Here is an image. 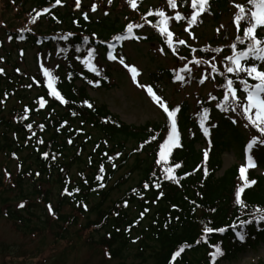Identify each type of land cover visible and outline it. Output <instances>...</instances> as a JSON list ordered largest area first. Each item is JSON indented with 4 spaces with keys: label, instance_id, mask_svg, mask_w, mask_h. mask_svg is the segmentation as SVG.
<instances>
[{
    "label": "trees",
    "instance_id": "obj_1",
    "mask_svg": "<svg viewBox=\"0 0 264 264\" xmlns=\"http://www.w3.org/2000/svg\"><path fill=\"white\" fill-rule=\"evenodd\" d=\"M93 2L103 4L106 0H89L88 5H93ZM141 3V0H137L138 6ZM228 3V0H212L204 22H217L228 10ZM0 4L5 10L13 9L31 15L35 21L33 25L37 27L43 22L47 24L45 29L33 30L31 23V27L26 25L7 29L6 35L13 37L12 42L24 43L38 50L45 48L47 53L56 49V57L64 69L50 70L57 77L58 90L68 101L67 104H61L47 95L48 89L40 67L33 74L17 68L0 74V153L6 154L10 160L24 154L21 170L9 182L10 186L5 185L0 190L4 193V190L15 188L18 190L16 199H23L24 207L17 211L11 212L10 206L4 207L10 220L21 224L20 227L26 232L44 229V225L49 222L45 212L37 218L42 228L37 224L30 227L31 217L37 204L44 207L51 205L50 190L44 191L42 187L54 183L57 185L58 199L50 216L66 226L75 222L76 215L86 217L87 230L98 235L96 245H93L104 249L106 255L117 262L115 264L231 263L239 254L253 251L264 242V219H258L264 215V177L255 172L246 174L256 184L245 188L241 194V200L246 205L244 208L235 203V192L243 187V181L237 179L236 167L218 175L224 153L218 135L213 136L207 150L196 148L197 144L204 143L197 122L204 113L202 108V113L197 115L191 113L188 105L165 101L170 108H180L177 125L181 147L173 149L168 163V166L181 164L180 168L174 169L177 182L165 179L163 163L156 164L159 146L167 138L169 130L166 120L128 125L106 106L88 96L87 88L97 90L113 87L108 70L99 71V76L88 73L83 61L89 49L95 55L99 51L104 52L107 43L116 42L117 35L126 34L127 24H141L134 15L125 13L123 19L120 15L113 16L107 11L101 13L98 9L89 13L86 12L88 6L83 5L82 0L80 8L66 5L64 0H61L60 6L56 5V0H0ZM186 4L187 0H177V6L182 9H186ZM125 5L128 6L122 3L127 8ZM67 6L76 12H71ZM45 7L50 8V11L37 16ZM136 11L143 16L146 10L141 8ZM85 13L87 20L84 19ZM149 18L143 25V31V27L133 29V35L140 39L129 38L123 42L157 45L159 50H165L162 55H173L179 65L171 70L159 67L152 71L147 82L153 91L163 94L161 81L172 84L177 81V74L185 76L180 83L188 84H201L200 74L209 82H221L226 78V66H214L216 71H213V66L206 63L210 54L202 49L196 50L199 63L193 65L194 70L187 73L186 69H180L185 61L182 57L186 58L183 54L195 50L176 46L177 49L173 47L176 55L172 54L166 37L154 27L158 18ZM179 22L183 21H177L176 24ZM241 24L237 36L242 35L246 22L242 21ZM68 33L73 35L63 39ZM85 36L88 37V43H84ZM259 37L264 38V34ZM221 39L227 37L222 36ZM117 54L124 57L120 47H117ZM89 80L93 83H89ZM162 94L160 97L164 99ZM41 97L47 101L43 108L39 106ZM10 101L13 103L7 106ZM85 101L92 107L89 108ZM225 102L223 108L231 103L230 99ZM199 104L208 109L209 119L215 118V113L220 115L216 122L219 127L226 126V115L235 113L222 111V108L218 113L216 109H209L203 100ZM195 107L198 112L200 107ZM25 108L28 109L26 114ZM193 115H196V121L192 119ZM28 124L32 125L31 129L27 127ZM153 136L155 139H152ZM205 151L208 152L206 160ZM43 153L49 155L44 157ZM255 153L259 162L260 157H264L263 147H259ZM128 163L130 166L127 168ZM125 168V172H122ZM119 172L122 173L118 175ZM135 172L139 176L136 185L128 188L117 201H111L112 192L124 185ZM98 176L102 179H97ZM28 177L32 185L25 186ZM156 183H160L159 189L155 187ZM31 188L33 193L30 192ZM65 188L79 191H72V195H68L65 194ZM161 191L164 195L157 199ZM32 199L35 202H31ZM1 203L6 202L3 200ZM64 208H69L71 214H62ZM206 226L213 229L223 227L226 231L222 234L217 231L208 233L205 241L203 229ZM256 229L259 231L253 234ZM238 233L244 235L241 241L235 238L239 236ZM217 245L222 254L213 258L211 253ZM181 247L184 251L173 261L172 254Z\"/></svg>",
    "mask_w": 264,
    "mask_h": 264
},
{
    "label": "rangeland",
    "instance_id": "obj_2",
    "mask_svg": "<svg viewBox=\"0 0 264 264\" xmlns=\"http://www.w3.org/2000/svg\"><path fill=\"white\" fill-rule=\"evenodd\" d=\"M66 5L75 7V0H64ZM113 1V0H112ZM128 4L126 0H115L111 4H108V0L103 4L98 2H93V4L98 5V10L107 11L113 16L120 15L125 19V13L131 14L136 17V20L142 25H145L146 20L149 21V11H156L160 8L166 12V14L174 17L175 12H180L185 19L179 22V26L176 24L175 19L169 20V30L173 33L175 41L178 43L179 40H184L186 43L182 45V48L194 49V52L190 54H183L185 61L180 65V69H186L187 73L194 70L196 58V50L202 49L207 51L210 56L207 58V64L212 66L225 65L228 62L224 57L231 54V44L232 41H236V36L238 31L234 23V15L238 11L235 7L239 4L245 9H249L251 6L248 5L247 0H228V10L219 18L217 22H212L210 20L205 21V16L207 12L201 14L198 17L197 22L193 24L190 28L187 25V19H190V14L193 11L191 8V0H187L186 9L178 7L173 10L167 4V0H141V5L137 6L136 9L146 10L143 16L136 11V9H130L128 6L125 8L122 6L124 2ZM82 4L88 6L89 9L86 12L91 11V5L89 0L83 1ZM71 12H76L72 8H69ZM152 7V8H150ZM93 11L89 12L92 13ZM31 15L18 13L15 10H5L0 4V68L5 72H10L14 69H20L27 74H33L41 64L45 67L53 70L57 68L59 71H63V66L59 63L60 60L56 57V49H52L50 53H47L46 49L42 48L40 50L33 47L27 46L24 43H15L8 39L6 35L7 29L31 27L33 25V18ZM31 23V24H30ZM31 27L34 29H45L47 24L45 22L40 25H33ZM143 28L141 31H143ZM185 29H188L187 31ZM48 32V29H47ZM191 33V34H190ZM226 36L227 39L222 40L221 37ZM233 37V40H231ZM221 49V51L216 52L214 49ZM177 49V48H176ZM22 53V54H21ZM123 54L129 66L135 67L140 74L137 76V80L140 83H146L148 75L150 72L154 71L156 68H168L169 70L179 66L174 59L173 55H162L161 51L158 49L157 45L144 44V43H130L125 44L123 49ZM176 55V51L174 52ZM92 63L98 66V71H100L99 65L104 69H110V75L112 82L115 83L111 89H99L96 91H89V96L96 101L98 104L104 105L108 108L110 112L117 115L119 119L128 125H142L145 122H162L165 117L159 106L149 98L144 90L140 89L134 84L132 77L127 73V67L118 64V62H108L102 53H97L95 57L92 58ZM59 64V65H58ZM51 71V70H50ZM227 73V72H226ZM185 77V76H184ZM200 81L203 83H191L186 82L179 84H167L162 82L163 94L165 98L163 99L168 103V101L173 104L185 103L190 107L191 113L201 114L202 104L200 100L205 101L209 109L220 110L223 108L225 99L224 95L226 89L222 87V84H226L227 79H233L234 87H237V95L239 99L243 102L245 97H242L241 86H239L238 79L230 73L221 82H209L204 79L202 75H199ZM236 79V80H235ZM250 83V82H249ZM159 93V92H158ZM13 101H10L7 106H10ZM175 105V106H176ZM198 105L200 109L195 110V106ZM219 105V106H218ZM6 106V107H7ZM203 116V113L201 117ZM193 120L196 119V115L192 116ZM235 119L237 123H232ZM208 129L212 132L213 125H215V120L206 119ZM208 121L211 123L208 125ZM198 122V121H197ZM231 125V126H229ZM247 121L239 112H235L232 115H228L226 118V126H220L215 136L218 135V141L223 144L221 146L224 148V153L222 156V168L218 175H221L225 170L236 167L238 170L241 166L246 164V157L252 156L255 164L254 171L256 175H261L264 177V157H260V161L257 163V157H254L255 151L259 147H263L264 143H257L253 145V148L246 152L247 144L256 138L258 141L261 140L260 133L256 128L246 126ZM202 146V145H201ZM12 157L10 160L6 154L0 153V190L4 189L9 185V182L13 180L18 171L22 167V158ZM263 157V158H262ZM257 160V161H256ZM130 166L128 163L127 168ZM125 168L122 172H125ZM122 172H119L121 174ZM74 173V171H72ZM139 176L137 172L132 174L130 178L124 185H121L119 189L112 192L110 199L115 201L119 199L122 194L133 185L136 184ZM117 179V178H116ZM39 184V183H36ZM32 185L31 179L28 177V181L25 186ZM10 186V185H9ZM50 190V206L55 209L57 202V185L54 183L43 185L42 190ZM0 191V264H115L116 261L108 259L105 250L95 246L98 239V235L92 234L90 230L86 228V217L76 215V220L72 225L66 226L54 221L49 212V205L44 207L37 204L36 208L33 209V216L31 217L32 225H40L37 218L42 217V213L45 212V217L49 218L48 224L44 225V229L38 230L37 232L24 231L20 227L21 224L10 220L7 216V209L4 207L10 206L11 212L21 209L19 205L23 203V199L16 197L18 196V190L12 188L11 191L4 190ZM30 192L33 193L31 188ZM5 198V199H4ZM5 200V204L1 201ZM33 201V199L31 200ZM8 210V211H9ZM62 214H71L69 208H64ZM92 219V218H91ZM43 226L40 225V228ZM259 229H256L253 234H256ZM244 239V235L241 234ZM237 240L241 241L240 235L235 237ZM95 244V245H93ZM221 264H264V242L253 251H248L246 253L239 254L237 259L231 263H221Z\"/></svg>",
    "mask_w": 264,
    "mask_h": 264
},
{
    "label": "snow or ice",
    "instance_id": "obj_3",
    "mask_svg": "<svg viewBox=\"0 0 264 264\" xmlns=\"http://www.w3.org/2000/svg\"><path fill=\"white\" fill-rule=\"evenodd\" d=\"M129 4L133 9L137 7V0H128ZM112 0H108V4H111ZM248 5L251 7L249 9H245V7L236 4L235 7L238 11L234 15V23L236 25L237 31H241L242 24L241 22H246V26L242 28V35L236 36V43L231 44V54L224 57V59L228 62L226 66V72L233 74L239 81V86H241L242 92L245 94V101L243 102L239 99L237 95V87H234L233 79H227L226 84H222L221 86L226 89V93L224 95L225 101L230 99L231 103L227 105V107L222 108V111H231V112H239L243 118L247 121L246 126L254 127L260 133L261 140L258 141L256 138H253L246 147V152L253 148V145L257 143H264V38L259 37L258 30L264 31V0H247ZM56 4H61V0H56ZM167 4L170 8L175 10L177 8V0H167ZM81 0H75V7L80 8ZM191 8L193 11L190 14V19H187V25L189 28L197 22L198 17L201 16L202 13L209 11L210 3L209 0H191ZM97 9V5L93 4L91 6V10L95 12ZM45 12L48 9H44ZM108 13L106 12L105 15ZM40 13H37L39 16ZM149 16H153L154 18H158L157 23L154 25L159 31L161 35L166 36V42L169 48L173 47V33L169 30L168 24L170 19H175L176 21H181L185 19V16H182L180 12H175V16L172 17L162 9H158L156 11H149ZM55 19V17H53ZM84 19L87 20L88 16L87 13L84 14ZM33 22H35L33 20ZM75 23V21H74ZM143 27L141 24H133L129 23L126 26V34L124 35H117L115 37L118 41H123L125 39L133 38V39H140L139 36L133 35V29ZM186 31L188 29H185ZM191 34V33H190ZM73 35L72 33H68L67 36H64L63 39H67L68 36ZM9 40H12L13 37L9 36ZM84 43H88V37L83 38ZM99 43H105L104 41H99ZM179 44L183 45L186 42L184 40H179ZM238 45L241 47L238 48ZM111 45L109 48L111 49ZM79 51V48H77ZM161 53H164V49H160ZM214 51L219 52L221 49L217 48ZM22 54V53H21ZM93 58V50L89 49L88 56L84 59V64L88 68L89 71L96 73L97 76L100 75V72L96 68V66L92 63ZM3 58L0 57V60ZM108 59L115 60L117 59L116 56L112 54V51L109 50L108 52ZM120 63L124 64L123 57H120ZM195 63H199V61H195ZM207 63V61H206ZM125 67H129L125 65ZM213 71H216L215 67L213 66ZM19 71V70H17ZM129 71L132 74V79L136 82V77L138 75V71L135 67H129ZM4 70L0 68V74H3ZM40 72L43 74L44 81H46V86L48 89L47 95L55 98L61 104H67L68 101L64 98L61 92L57 88V77L53 74L49 68L45 67L43 64L40 65ZM246 77V78H245ZM175 79L178 81L184 80V77L177 74ZM249 81H254V83H249ZM89 83H93V81L89 80ZM203 83V80L200 81ZM98 83V81H97ZM139 87L144 88V85H138ZM31 87V85H29ZM148 95L151 99L163 110L166 114L167 125H168V132L167 138L164 140L162 144L159 146V158L156 160L157 165H161L163 163V173L165 174V179L169 181H177L178 178L174 174V169H178L181 167V164L175 163L173 166H168L169 157L172 155V151L175 148L181 147V138L180 133L177 129V114L180 111L179 107L170 108V106L159 96L157 95L152 87L148 86L146 88ZM2 102V101H0ZM47 101L41 97L39 99V106L40 108L45 107ZM89 108L92 107L91 104H88L85 101ZM219 106V105H218ZM28 109L25 108V114L27 113ZM208 117V109H204L203 116L200 119V127L204 131V135L207 136L208 130L204 127L205 120ZM26 118V115H25ZM232 123H237L235 119L232 120ZM214 126V125H213ZM27 127L29 129L32 128L31 124H28ZM43 128V125H40ZM35 135V133H33ZM155 139V136L152 137ZM41 142L42 141H38ZM71 143V141H69ZM143 147V146H141ZM44 157H47L48 153H43ZM54 158V157H53ZM205 160L208 158V152H204ZM246 164L241 166L239 169L240 178L243 181V187H240L235 192V203L239 205L241 208H244L246 205L241 200V194L244 192L245 188H248L251 185L256 184V181L249 180L245 173L247 169L255 167V163L253 161L252 156L246 157ZM103 171V168H101ZM38 175V173H37ZM155 175V173H153ZM205 175H207V169H205ZM97 179H102V177L98 176ZM103 187V185H101ZM147 188L148 185H145ZM155 187L159 189L161 187L160 183H156ZM72 191H79V189H74ZM72 191H69L65 188V194L72 195ZM164 193L161 191L157 199L162 197ZM19 207L23 208L24 204L21 203ZM49 212L52 213L53 209L49 206ZM147 211V209L145 210ZM260 212V209L256 210ZM143 215V214H141ZM258 219H264V215L258 217ZM235 227V225H233ZM213 231H217L219 233H224L226 231L225 228H217L213 229L210 226H206L203 229L205 236L203 239L207 240V234L212 233ZM238 235H240L238 233ZM240 238L243 239V236L240 235ZM199 243V241H197ZM184 251V248L181 247L179 251H176L172 254V260L174 261L176 257L180 256L181 252ZM221 249L217 245L215 246V251L211 253L213 258L218 255H221Z\"/></svg>",
    "mask_w": 264,
    "mask_h": 264
}]
</instances>
